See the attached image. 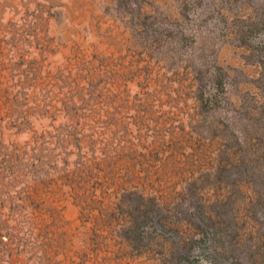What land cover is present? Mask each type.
<instances>
[{
  "label": "rangeland",
  "instance_id": "374dc122",
  "mask_svg": "<svg viewBox=\"0 0 264 264\" xmlns=\"http://www.w3.org/2000/svg\"><path fill=\"white\" fill-rule=\"evenodd\" d=\"M258 176L264 0H0V264H263Z\"/></svg>",
  "mask_w": 264,
  "mask_h": 264
},
{
  "label": "trees",
  "instance_id": "16d2710c",
  "mask_svg": "<svg viewBox=\"0 0 264 264\" xmlns=\"http://www.w3.org/2000/svg\"><path fill=\"white\" fill-rule=\"evenodd\" d=\"M258 178V182L260 183V184H262L261 186L264 188V178H263V176H258L257 177ZM263 243H264V241H263ZM264 245V244H263ZM259 252V251H258ZM262 259H264V256H263V258ZM264 264V263H263Z\"/></svg>",
  "mask_w": 264,
  "mask_h": 264
}]
</instances>
